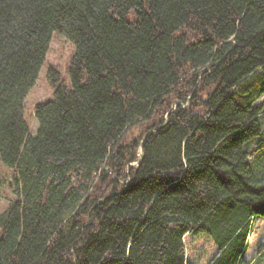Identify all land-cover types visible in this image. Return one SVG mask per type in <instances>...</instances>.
<instances>
[{
    "label": "trees",
    "instance_id": "1",
    "mask_svg": "<svg viewBox=\"0 0 264 264\" xmlns=\"http://www.w3.org/2000/svg\"><path fill=\"white\" fill-rule=\"evenodd\" d=\"M263 98L264 0H0V264H251Z\"/></svg>",
    "mask_w": 264,
    "mask_h": 264
},
{
    "label": "rangeland",
    "instance_id": "2",
    "mask_svg": "<svg viewBox=\"0 0 264 264\" xmlns=\"http://www.w3.org/2000/svg\"><path fill=\"white\" fill-rule=\"evenodd\" d=\"M74 53L73 43L62 34L55 32L52 37L50 49L47 54L45 64L43 65L39 78L35 86L28 93L25 100V114L30 120L32 129L36 131L37 120L34 115L36 102L48 98H52L54 88L49 84L47 73L50 65L56 66L60 72L62 79L70 83L68 75V67L70 59ZM261 99V101H263ZM0 173L4 181L3 187L0 189V212H2L10 199L13 197V190L10 182L13 179L12 168L5 165L0 159ZM251 264H264V251L251 263Z\"/></svg>",
    "mask_w": 264,
    "mask_h": 264
}]
</instances>
